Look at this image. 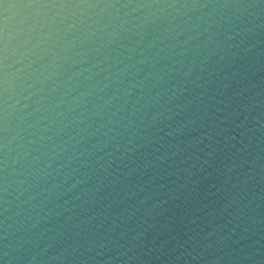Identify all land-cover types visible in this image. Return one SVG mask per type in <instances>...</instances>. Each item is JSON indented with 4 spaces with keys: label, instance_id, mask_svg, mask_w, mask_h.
Instances as JSON below:
<instances>
[{
    "label": "water",
    "instance_id": "1",
    "mask_svg": "<svg viewBox=\"0 0 264 264\" xmlns=\"http://www.w3.org/2000/svg\"><path fill=\"white\" fill-rule=\"evenodd\" d=\"M0 264H264V0H0Z\"/></svg>",
    "mask_w": 264,
    "mask_h": 264
}]
</instances>
